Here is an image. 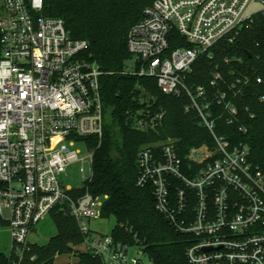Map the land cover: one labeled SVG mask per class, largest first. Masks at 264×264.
I'll return each mask as SVG.
<instances>
[{
  "label": "built area",
  "instance_id": "obj_1",
  "mask_svg": "<svg viewBox=\"0 0 264 264\" xmlns=\"http://www.w3.org/2000/svg\"><path fill=\"white\" fill-rule=\"evenodd\" d=\"M258 1L264 4L155 0L128 34L133 71L155 77L166 94L187 95L186 109L197 111L212 134L213 147L190 155L201 167L185 165L175 139L145 144L138 152V185L150 186L157 209L178 232L194 237L186 251L191 264H264V171L250 161L248 143L217 133L215 117L216 108L223 109L233 123L234 98L249 79L228 81L215 72L209 88L188 83L200 55L222 39L234 41L245 25L264 16V10L249 14ZM173 41L189 46L172 49ZM86 47V40L72 38L64 19L44 14V0H0V229L11 237L9 252L3 251L7 264L22 263L33 227L53 211L75 218L85 235L81 251L102 264H144L145 258L153 264L139 244L89 227L103 204L87 189L94 173L89 141L102 138L106 114L102 73L82 56ZM130 118L139 129H154L164 111L142 109ZM74 170L80 185L69 181Z\"/></svg>",
  "mask_w": 264,
  "mask_h": 264
},
{
  "label": "trees",
  "instance_id": "obj_2",
  "mask_svg": "<svg viewBox=\"0 0 264 264\" xmlns=\"http://www.w3.org/2000/svg\"><path fill=\"white\" fill-rule=\"evenodd\" d=\"M154 1L44 0V14L64 19L72 38L87 41L82 56L95 61L102 73L104 110L110 121L105 123L101 139L89 141L94 173L87 185L89 192L102 199L101 217L115 218L111 234L118 240L142 246L153 264H191L186 251L194 237L178 232L157 209L153 189L137 183L138 152L145 144L173 138L185 165L192 163L198 167L204 164L192 160V152L204 145H214L212 134L201 123L197 111L186 109L190 102L187 95L164 93L155 77L141 76L130 66L133 56L128 49L129 31ZM178 46L189 44L171 43L172 49ZM215 72L228 81L249 79L242 82L243 94L234 98L238 114L232 124L227 123L224 110L216 108L217 133L229 136L233 143H248L250 161L264 171L263 15L245 25L234 41L222 39L210 53L200 55L188 83L209 88ZM258 77L262 82L257 81ZM218 87L226 85L219 83ZM142 109L152 115L164 111V118L154 129H139L130 115ZM51 216L57 234L46 244L32 242L21 264H54L58 256L72 253L79 258V264H102L92 253L73 248L85 240L74 217L56 211ZM8 261L6 253L0 250V264Z\"/></svg>",
  "mask_w": 264,
  "mask_h": 264
},
{
  "label": "rangeland",
  "instance_id": "obj_3",
  "mask_svg": "<svg viewBox=\"0 0 264 264\" xmlns=\"http://www.w3.org/2000/svg\"><path fill=\"white\" fill-rule=\"evenodd\" d=\"M264 10V4L261 2H255L250 6L249 14ZM130 66L133 68L134 63L131 62ZM106 122L110 121V117L107 115L105 117ZM173 139V138H169ZM70 182L74 185L81 184V178L79 174L74 171H70ZM89 170H87V175ZM75 175V177H74ZM116 224L115 218H104L100 217L97 219H92L89 222V227L92 231L99 233V235L111 234ZM57 234V225L51 215H46L43 217L32 229L29 239L33 243L46 244L49 242L50 238ZM11 246L10 233L6 228L0 229V250L9 252ZM85 244L78 246L77 250H84ZM76 262L75 253L74 254H64L57 257L55 264H73ZM149 263V260L145 258L144 264Z\"/></svg>",
  "mask_w": 264,
  "mask_h": 264
},
{
  "label": "crops",
  "instance_id": "obj_4",
  "mask_svg": "<svg viewBox=\"0 0 264 264\" xmlns=\"http://www.w3.org/2000/svg\"><path fill=\"white\" fill-rule=\"evenodd\" d=\"M81 246V245H80ZM74 254V253H72ZM75 258H76V262H74L73 264H79V258L75 255ZM57 259V258H56ZM56 261V260H55ZM55 264V263H54Z\"/></svg>",
  "mask_w": 264,
  "mask_h": 264
}]
</instances>
